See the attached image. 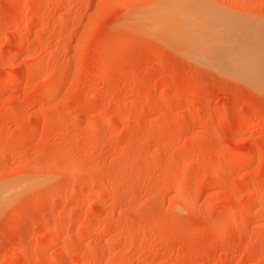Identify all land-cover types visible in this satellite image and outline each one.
I'll return each instance as SVG.
<instances>
[{
	"label": "rangeland",
	"instance_id": "rangeland-1",
	"mask_svg": "<svg viewBox=\"0 0 264 264\" xmlns=\"http://www.w3.org/2000/svg\"><path fill=\"white\" fill-rule=\"evenodd\" d=\"M191 3L264 30V0H0V264H264V88L151 22Z\"/></svg>",
	"mask_w": 264,
	"mask_h": 264
},
{
	"label": "bare ground",
	"instance_id": "bare-ground-1",
	"mask_svg": "<svg viewBox=\"0 0 264 264\" xmlns=\"http://www.w3.org/2000/svg\"><path fill=\"white\" fill-rule=\"evenodd\" d=\"M196 4H187L189 8L185 9V12L189 11L187 16L178 11L171 21V18L167 19L160 14L154 15L155 18L153 17L151 22H159L162 31L170 39L182 44L187 52L198 60L214 62L220 67L218 70H229L234 76L241 77L242 81L246 80L247 84L252 83V87L264 88V30L258 33L257 29V32L253 31L257 35L251 32L252 36L251 33H247L245 37L247 31L245 34L239 32L236 29V21L230 22L227 16H223V12L219 11L222 14L220 15L212 6L211 8L208 5L206 7ZM178 6L181 9L180 4ZM211 27L214 29L211 30ZM167 35L163 34L165 38Z\"/></svg>",
	"mask_w": 264,
	"mask_h": 264
}]
</instances>
